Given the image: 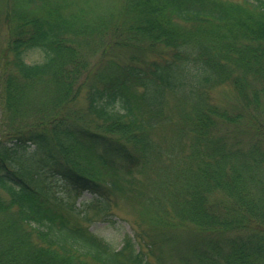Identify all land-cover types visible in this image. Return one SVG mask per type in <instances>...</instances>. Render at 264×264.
<instances>
[{
  "label": "trees",
  "instance_id": "16d2710c",
  "mask_svg": "<svg viewBox=\"0 0 264 264\" xmlns=\"http://www.w3.org/2000/svg\"><path fill=\"white\" fill-rule=\"evenodd\" d=\"M88 15L76 0H8L0 264H264V0H121ZM136 169L146 182L107 181ZM118 196L150 229L114 244L89 210Z\"/></svg>",
  "mask_w": 264,
  "mask_h": 264
},
{
  "label": "rangeland",
  "instance_id": "374dc122",
  "mask_svg": "<svg viewBox=\"0 0 264 264\" xmlns=\"http://www.w3.org/2000/svg\"><path fill=\"white\" fill-rule=\"evenodd\" d=\"M121 0H76L78 5H82L83 9H86L89 13V18H102L107 16L109 13L113 12L115 9L119 8ZM240 1V0H238ZM8 7V0H0V45L3 44V38L5 36V19L4 14ZM149 56H154L149 54ZM42 59V52L40 50H33L27 53V60L29 62H38ZM141 64L142 61H139ZM224 89H217L213 91L212 97L216 100H223L226 93ZM168 101V107L166 110L173 116L176 120L177 115H173L177 107L176 97L172 93H168L166 97ZM170 127L163 125L158 127L154 131V136L158 141H161L165 137L166 133H170ZM144 173H150L149 170H139L136 169L133 173L128 174L126 171H119L107 177V181L113 180L122 183L123 185L129 187L131 178L137 181H147V176ZM59 192L64 195L72 193V191L63 186L60 187ZM127 194H130L127 191ZM75 195V194H73ZM91 197L88 192L81 193L78 201L82 199H87ZM118 199H113L109 204V207L100 213H95L94 209L89 210V214L93 215V221H91L90 228L92 231L99 235L105 236L114 244H118L122 238L128 235H134V230L150 229L149 218L146 214L144 208H140L137 204L127 201L124 197H117Z\"/></svg>",
  "mask_w": 264,
  "mask_h": 264
}]
</instances>
